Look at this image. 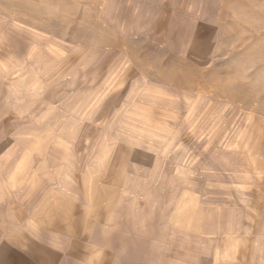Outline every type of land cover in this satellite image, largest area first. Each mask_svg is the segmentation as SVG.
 <instances>
[{"label": "rangeland", "instance_id": "1", "mask_svg": "<svg viewBox=\"0 0 264 264\" xmlns=\"http://www.w3.org/2000/svg\"><path fill=\"white\" fill-rule=\"evenodd\" d=\"M55 225L264 264V0H0V264Z\"/></svg>", "mask_w": 264, "mask_h": 264}, {"label": "crops", "instance_id": "2", "mask_svg": "<svg viewBox=\"0 0 264 264\" xmlns=\"http://www.w3.org/2000/svg\"><path fill=\"white\" fill-rule=\"evenodd\" d=\"M108 218H111V216H109ZM60 221L62 220L60 219ZM88 223L90 227H93V223L91 222V220H89ZM57 226L58 225H55L54 228L56 229L53 232H50L54 241H56L55 243L57 244L58 249L61 251V255H57V253H52L51 255V257H54L55 260L54 259L53 260L56 261V264H88L92 262L94 264H124V263L137 264L139 262L144 263V261H147L144 259V256H143L144 253H141V255L138 256L137 251L130 246H128L127 250L124 253V252H121V250L118 251L117 246L115 244H113V247H114V250L118 252V254L112 252V249H111L112 245L109 244L108 248L112 255L109 254V256H107L106 250L104 251L99 250V252L100 251L102 252V253L100 252L101 255H96L94 254V252H90L92 244L87 241L88 239L85 236L80 237L79 239H75L72 236L71 227L70 229H68V228H65L64 226H58V227ZM88 243L90 244V246ZM102 243L105 246V248H107L105 241H103ZM35 255H40V253L39 254L35 253ZM116 255L118 257V260H117V257L113 259V256H116ZM37 258L39 259L37 260L38 264H45V261L42 257L38 256Z\"/></svg>", "mask_w": 264, "mask_h": 264}]
</instances>
